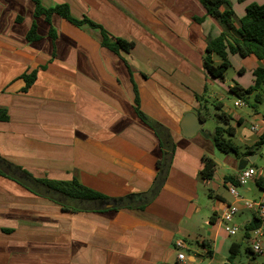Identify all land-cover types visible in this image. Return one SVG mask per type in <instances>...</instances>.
<instances>
[{"label":"crops","instance_id":"0c3cea01","mask_svg":"<svg viewBox=\"0 0 264 264\" xmlns=\"http://www.w3.org/2000/svg\"><path fill=\"white\" fill-rule=\"evenodd\" d=\"M39 1L67 4L73 17H87L132 46L112 51L101 44L100 28L74 25L57 13L47 21L34 14L33 0H0V109L7 114L0 120V157L37 178L77 177L108 197L144 192L162 149L136 106L168 128L174 151L163 185L143 209L64 211L0 175V264H225L234 244L237 264H264V224L255 214L236 213L233 235L220 219L235 201L227 182L249 155H255L247 166L257 168V178L238 192L264 203V146L252 154L225 153L204 126L210 113H222L226 118L215 126L232 128L241 153L256 145L264 135V97L255 103L256 91L240 98L230 88L252 86L264 59L228 52L224 78L211 77L203 65L206 39L222 27L199 0ZM229 2L236 29L247 5L264 4ZM33 24L38 37L28 40ZM238 100L245 104L235 105ZM187 112L203 120L191 138L181 129ZM204 157L215 163L208 180L200 178ZM257 229L260 253L250 240ZM176 240L185 247L175 248Z\"/></svg>","mask_w":264,"mask_h":264},{"label":"trees","instance_id":"16d2710c","mask_svg":"<svg viewBox=\"0 0 264 264\" xmlns=\"http://www.w3.org/2000/svg\"><path fill=\"white\" fill-rule=\"evenodd\" d=\"M33 1L35 3L34 14H44L47 21L50 14L57 13L74 25L86 23L91 27L100 28L102 34L101 44L112 51H116L118 48L128 50L132 46V42L110 36L100 25L87 17L80 19L73 17L70 14L67 4L44 7L39 0ZM199 1L206 9L207 14L213 17L222 27V32L219 35L214 37L209 36L206 39L203 65L206 72L211 77L218 79L224 78V74L230 66V62L227 58L228 52L237 53L243 57L253 54L258 59H264V4L250 3L247 5L245 14L239 19V27L236 29L232 24L234 13L231 9L229 0ZM222 6H225L223 10H221ZM195 20L201 21V18L195 17ZM37 37L35 25L33 24L26 38L32 40ZM212 56H216L219 62L216 63ZM254 76L255 79L252 86L244 89L234 85L230 88V92L243 98L256 91L257 93L253 97L254 102H260L264 97V68L255 69ZM25 77L28 84L35 78V72L25 75ZM135 110L138 117L154 131L162 149L161 158L157 161L158 172L151 187L144 192L129 193L119 197H108L83 185L77 177H73L70 180L37 178L32 176L28 171L6 161L2 157H0V175L16 181L36 195L55 202L64 211H105L119 208L143 209L155 198L166 179L172 160L174 143L167 127L158 121L150 119L137 106ZM218 116L219 118H226L222 113ZM6 119V112L0 109V120ZM232 136L233 131L231 127L223 128L215 126L211 139L218 150L225 153L232 152L237 156L252 154L255 148L264 146V135H262L254 147H248L241 153L240 148L233 144L231 140ZM214 165L215 163L212 158L204 157V166L200 171V178L203 180L210 179L213 175ZM106 203H110L111 207L106 208ZM238 249L239 244L231 246L230 255L225 264H237L235 262V257L238 254ZM246 250H249V248L246 247Z\"/></svg>","mask_w":264,"mask_h":264},{"label":"built area","instance_id":"2783aa9c","mask_svg":"<svg viewBox=\"0 0 264 264\" xmlns=\"http://www.w3.org/2000/svg\"><path fill=\"white\" fill-rule=\"evenodd\" d=\"M235 105H244L245 102L242 100H238L234 103ZM252 130L257 131V125L252 126ZM257 168L254 166H246L243 169H240L234 175V181L227 182V189L229 193L234 197L235 201L231 204H228L223 212L220 214V219L224 223V229L230 235H233L237 231V227L230 224L232 217L238 213L239 211L251 210L258 221L261 224H264V203L256 200H250L243 198L239 195L238 188L245 186L249 181L255 180L257 178ZM255 237H252L250 240L252 242V249L255 252H262L259 241L257 240V235H259V230L255 231ZM175 248H184V243L181 240H176L174 242ZM177 258L179 260L184 258L183 252H179L177 254Z\"/></svg>","mask_w":264,"mask_h":264},{"label":"water","instance_id":"95a60500","mask_svg":"<svg viewBox=\"0 0 264 264\" xmlns=\"http://www.w3.org/2000/svg\"><path fill=\"white\" fill-rule=\"evenodd\" d=\"M202 125L203 120L198 115H196L194 112H187L184 114L183 119L181 121L182 135L184 137L191 138L202 131ZM254 157L255 155L253 154L247 156L246 158L239 159L237 169H243L249 163H252L254 161ZM105 207L110 208L111 204L106 203Z\"/></svg>","mask_w":264,"mask_h":264},{"label":"rangeland","instance_id":"374dc122","mask_svg":"<svg viewBox=\"0 0 264 264\" xmlns=\"http://www.w3.org/2000/svg\"><path fill=\"white\" fill-rule=\"evenodd\" d=\"M232 74V72H230V70H229V72H228V76H230ZM226 94V93H225ZM231 98L229 97V96H227L226 95V98H225V102L226 103H228V104H230L231 105ZM210 109L214 112L215 111V108L212 106V107H210ZM217 120H220L219 119V116L217 117V116H215V115H213V113H210V115L208 116V118L206 119V121H205V127L207 128V129H211L212 131H213V128L215 127V125H216V122L215 121H217ZM221 121V120H220ZM201 189H202V186H201ZM206 193V196H207V193H208V190H207V188H204V191H203V195H205V193ZM204 197V196H203Z\"/></svg>","mask_w":264,"mask_h":264}]
</instances>
